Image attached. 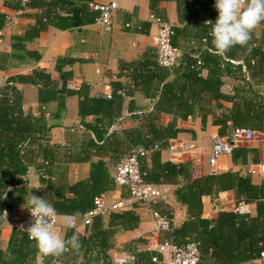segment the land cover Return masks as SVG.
I'll return each mask as SVG.
<instances>
[{"label": "trees", "instance_id": "trees-1", "mask_svg": "<svg viewBox=\"0 0 264 264\" xmlns=\"http://www.w3.org/2000/svg\"><path fill=\"white\" fill-rule=\"evenodd\" d=\"M169 1L172 0H151L154 17L166 21L160 3ZM92 2L31 0L28 8H39L42 13L36 16L35 24L29 26L23 35L14 36L11 58L22 59L24 53L25 57L39 61L41 55L25 51V46L38 39L50 26L67 31L95 24L99 13L91 8ZM178 2L182 27H173L171 43L182 52L179 64L165 69L159 66L155 54H148L137 65L125 70V77L131 81L132 87L114 84L111 99L90 97L85 86L78 91L67 88L72 73L66 72L65 68L75 63V59L69 56L57 59L58 81L43 70H35L29 76L15 75L7 79L0 88V219L7 211L26 205L25 186L29 167L34 164L38 168L41 186L36 196L48 200L59 217L83 219L94 208V200L114 188V178L104 161L109 132L121 117L126 99H133L138 89L146 98L155 101L153 110L138 116L133 114L134 108L130 107L133 118L140 119L143 125L125 136L129 145L134 147L132 149L142 147L148 151L140 162L144 182L157 187H175L177 202L188 212L187 221L179 229L172 227L170 241L178 246L198 244V264H246L260 257L264 251V181L255 185L248 174L235 172L208 174L193 179L190 162H163L161 151L169 147L171 140L185 132L177 124L179 119L186 120L197 111L205 121L209 114L206 104L212 102L220 111L214 115L213 121L219 128L220 137L229 138L235 129L264 132V96L260 93V86L253 82L254 78L264 82V38L258 40L252 30L246 45H235L227 52L220 53L212 45V26L206 24L207 21L214 22L217 17L214 0H188L185 6L182 0ZM9 7L21 10L20 5ZM8 18V15L0 13V37ZM258 25L264 31V22ZM146 26L140 27L144 33ZM191 41L198 45L196 49L187 46ZM240 57L243 58L242 63H238ZM204 71H207V77H203ZM245 73H249L250 78ZM225 78L238 82L230 94L222 91ZM17 85L37 87L39 104L57 103L60 113L65 111L68 98L79 97V116L86 136L75 143L74 150H67L63 157L65 163L69 164L90 163L88 180L69 183L63 174L55 180L58 156L45 144H41L39 156H27L29 146L40 141V137L39 130L30 125V119L23 114V97ZM222 103L231 106L227 108ZM163 114L172 116L173 121L162 125L160 117ZM88 117H94V122L87 123ZM112 144L114 140L110 146ZM121 155L118 152L114 154L117 160ZM248 155L247 149L235 148L233 163L247 166ZM227 192H234L238 203L255 205V216L220 212L214 219L203 218V198H215ZM161 215L172 220L167 213L162 212ZM108 219V226H105L103 216L94 219L87 235L78 238L79 249L68 246L59 255L42 254L45 263L57 264V259H61L67 251L74 255V264H77L80 257L77 255L81 253L84 259L82 264H113L108 253L119 229L133 231L138 228L141 218L136 212L126 210L113 212ZM72 233H68V240L73 237ZM37 251L35 242L29 240L28 234L15 229L8 249V264H34ZM153 255L155 253H140L135 257L136 264L151 263ZM4 258L0 251V263L4 264Z\"/></svg>", "mask_w": 264, "mask_h": 264}, {"label": "crops", "instance_id": "crops-1", "mask_svg": "<svg viewBox=\"0 0 264 264\" xmlns=\"http://www.w3.org/2000/svg\"><path fill=\"white\" fill-rule=\"evenodd\" d=\"M178 1L180 0L160 3V9L166 18L165 22L173 27H182ZM15 2L18 3V0H0V13H4L9 17L8 24L0 37V65L2 66L0 68V88L6 84L10 76H29L35 70H43L50 73L52 78L58 81L59 75L56 72L57 59L69 56L75 59V63L72 66L65 68L66 72L72 73V79L68 81L71 85L69 90L78 91L82 86H85L90 97L112 95L113 85L116 83L132 87L131 81L125 77L127 68L137 65L145 57H148V54L157 56L153 37L157 34L159 25L155 22L154 13L151 9V0H93L91 8L98 4L117 5L112 27L91 24L81 29L61 31L50 26L40 34L38 39L27 43L25 46V51L38 52L41 55L39 61L25 57L24 53H22V59H12L14 36L23 35L29 26L35 24L36 16L42 13L41 9L32 7L22 10V12L16 11L9 7H18L20 5ZM182 2L183 6L188 4V0H182ZM126 24L131 26L126 28ZM206 24L208 25L209 23L207 22ZM141 25H147L145 33L142 32V28L140 29ZM253 34L258 40H261L262 37L264 38L263 28L259 25L253 29ZM195 44L194 41H191L187 46L196 49L198 45ZM239 59L238 63H242L243 58L240 57ZM245 76L250 78L249 73H245ZM203 77H207V71L203 72ZM223 82L222 91L226 94L232 93L234 87L238 84L232 78H225ZM253 82L255 85L258 84L260 86V93L264 96L263 80L254 78ZM17 88L23 97V114L30 119V125L39 130L40 141L37 140V142L35 141L29 146L27 156H39L41 144H45L48 147L47 149L53 151L55 156H58L55 164V168H57L55 180H58L62 174L69 183L88 180L91 168L90 163L69 164L65 163L66 161L63 157L67 150H74L75 143L86 136L79 116V97L75 95L68 98L65 111L60 113L57 103H50L45 106L39 104L37 87L17 85ZM136 90L133 94V99H126L121 117L109 132L110 139L106 145L108 148H106L107 154L104 157V161L107 163L113 178H115L116 168L120 160L126 157L130 150L134 148L129 145L130 142L125 136L126 133L139 129L143 125L140 119L133 118L130 107L134 108L135 112L133 114L138 116L153 110L155 101L146 98L138 89ZM130 102L133 104L129 105ZM222 104L227 108L231 106L229 103ZM206 109L209 114L205 121L197 111H195L196 114L189 116L186 120L179 119L177 124L185 132L179 134L176 139L171 140L169 147L161 151L163 162L174 164L190 162L193 167V179L208 174L211 175L209 156L213 145L212 136L219 134V128L214 125L213 121L214 115L220 111L217 110L213 102L206 104ZM173 119L172 116L163 114L160 117V123L168 125ZM94 120V117L86 118L87 123H93ZM257 134H260V136L255 137ZM113 140L114 144L110 146V142ZM244 143L250 144L246 145ZM170 146H175L177 150L171 151L169 149ZM235 148L248 150V165H235L232 156H224L218 162L217 174L235 172L245 175L248 174L251 166L263 164L264 132H256L251 140H243ZM117 152L122 154L118 160V157L114 156ZM95 160H98V158ZM250 177L255 185H260L264 181L258 176ZM25 187L27 200L30 198L31 193L37 195V192L41 189L36 164L29 167ZM162 189L165 192V198L156 206V210L159 209L161 214L163 212L171 215L172 227L179 229L188 219L187 208L177 202L174 194L175 187L165 185L162 186ZM102 197L105 198L109 207L118 205L122 208L114 212L132 210L139 214L141 218L137 229L133 231L119 229L113 241V246L108 253L112 263L136 264L135 257H138L140 253L152 252L155 255L152 256V262L148 264H169L168 259L158 253V247L163 242L170 241L171 232L153 235L154 220L151 213L137 203L131 202L127 188L114 185L113 190ZM202 202V217L205 219H214L220 212H235V208L238 206L234 192L220 193L215 198L204 197ZM130 204H132L130 207L125 208V206ZM23 206L7 211L0 219V251L5 255L4 264H8L9 261L8 249L12 233L15 229L19 230L17 225L11 220V217L14 215H25L27 209ZM245 206V211L248 212L247 215L255 216L256 206ZM111 213L113 211L103 216L105 226H108V216ZM64 220V217H60L53 231L65 240H68L67 236L70 231L73 232V236L78 238L86 236L88 229L92 226H84L82 224L83 219H81L75 220L78 226L73 229L67 227ZM70 254L67 251L64 252L62 258L57 259V264H74V255ZM77 256H80L77 264H82L84 262L82 253ZM154 258H157L158 261L154 262ZM33 263L55 264L53 262L45 263L40 251H37ZM91 264L96 263L93 262ZM246 264H264V259L259 257Z\"/></svg>", "mask_w": 264, "mask_h": 264}, {"label": "built area", "instance_id": "built-area-1", "mask_svg": "<svg viewBox=\"0 0 264 264\" xmlns=\"http://www.w3.org/2000/svg\"><path fill=\"white\" fill-rule=\"evenodd\" d=\"M31 0H18L22 10L28 9ZM117 9L116 4L110 5H94V10L99 13V17L96 20V25L102 27H112L114 24V15ZM155 18V22L159 25L157 34L153 37V44L157 49V61L160 67L165 69H172L179 64L182 56V52L173 47L171 38L173 35V26L163 22L162 20ZM131 25L126 24V28ZM201 65V63H199ZM71 85L67 84L69 89ZM112 95L101 96L105 99H111ZM256 132L248 129H235L231 133L229 138L220 137L219 134L212 136V150L209 156V166L211 175H217V166L219 160L224 156H232L233 150L236 145L243 140H251ZM157 149L158 146H155ZM171 151H176L175 146H170ZM148 154L145 148L139 147L132 149L130 154L123 157L117 165L114 183L118 187H125L130 194L131 202L137 203L140 207L148 210L154 220L153 235L160 234L162 232L172 231V221L166 216L156 210V206L161 203L165 198V192L162 187L146 184L143 180V174L141 172L140 162ZM250 176H258L264 180V163L259 166H251L248 170ZM132 204L125 206L130 207ZM245 204L243 202L238 203L235 208V213L239 215H247L245 211ZM122 209L118 205L108 206L104 197H98L94 200V208L88 212L83 218L82 224L84 226H91L96 217L104 216L111 211H118ZM59 216L56 215L52 218L53 229L57 226ZM70 223L66 224L67 227L77 228L78 224L74 218L68 217ZM11 220L17 225V228L28 234L27 228L32 222V217L27 210L25 215H14ZM29 236V234H28ZM29 240L30 239L29 237ZM33 241V240H32ZM158 253L163 257H166L169 264H198L199 263V246L196 243H191L186 246H178L171 241L163 242L158 247ZM260 258L264 259V251L260 254ZM157 258H154V262H157Z\"/></svg>", "mask_w": 264, "mask_h": 264}, {"label": "clouds", "instance_id": "clouds-1", "mask_svg": "<svg viewBox=\"0 0 264 264\" xmlns=\"http://www.w3.org/2000/svg\"><path fill=\"white\" fill-rule=\"evenodd\" d=\"M213 6L217 17L214 22H207L212 26V45L220 53L227 52L235 45H246L252 30L264 22V0H214ZM23 207L32 217V222L27 228L29 237L42 254L59 255L68 246L79 249L78 237L73 236L65 240L53 231L51 221L57 213L43 196L38 197L31 193ZM64 222L69 224L70 219L65 217Z\"/></svg>", "mask_w": 264, "mask_h": 264}, {"label": "rangeland", "instance_id": "rangeland-1", "mask_svg": "<svg viewBox=\"0 0 264 264\" xmlns=\"http://www.w3.org/2000/svg\"><path fill=\"white\" fill-rule=\"evenodd\" d=\"M257 136H260V134H257V135H255V137H257ZM252 142H253V141H252ZM244 144H246V145H247V144H250V143H244Z\"/></svg>", "mask_w": 264, "mask_h": 264}]
</instances>
